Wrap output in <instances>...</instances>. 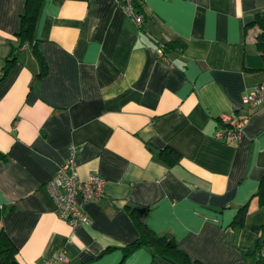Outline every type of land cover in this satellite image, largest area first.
Wrapping results in <instances>:
<instances>
[{
	"label": "crops",
	"instance_id": "0c3cea01",
	"mask_svg": "<svg viewBox=\"0 0 264 264\" xmlns=\"http://www.w3.org/2000/svg\"><path fill=\"white\" fill-rule=\"evenodd\" d=\"M136 26L116 0H43L31 46L0 81V229L19 264H164L138 238L128 208L191 260L249 264L264 230L254 197L264 178V105L242 98L264 85L247 28L264 0H136ZM24 0H0V68L15 44ZM158 43H169L166 57ZM255 51L249 53V47ZM222 115L245 118L243 139H215ZM77 149L79 179L97 173L106 198L79 204L88 224L57 216L46 183ZM180 159L170 164L168 149ZM161 154L163 157H161ZM248 205L242 227L232 225Z\"/></svg>",
	"mask_w": 264,
	"mask_h": 264
},
{
	"label": "trees",
	"instance_id": "16d2710c",
	"mask_svg": "<svg viewBox=\"0 0 264 264\" xmlns=\"http://www.w3.org/2000/svg\"><path fill=\"white\" fill-rule=\"evenodd\" d=\"M134 13L142 16V24L144 20V12L136 3V0H130ZM43 0H24L23 9L19 15V26L15 33L16 43L10 44V50L3 61V65L0 68V81L3 80L13 68L16 62L17 52L23 46H31V49L37 59L40 72L38 77H43L46 73L47 65L44 57L42 56L37 41L34 39V31L36 22L39 16L40 7ZM138 27L143 28V25ZM247 28H255L257 30L254 37V48L257 53L256 64L252 67L245 66L246 71H261L264 72V11L255 15L254 19L246 25ZM157 46H161V57H166L169 43H158ZM219 125V122H218ZM161 157L162 154H161ZM165 160L170 164L177 163L180 159V155L173 149H168V158ZM254 197L257 198L259 206H264V178L261 179L257 192ZM130 216L134 220L138 229V238L126 245L123 248L124 256L131 253L135 248L144 246L152 251L155 258L160 260L164 264H204L199 261L191 260L185 252L180 250L176 242L169 235L155 234L144 222L146 210L142 208H128ZM248 213V205L240 207L232 221V225L242 227ZM261 246H264V230L255 244V247L245 255L250 259L249 264H254L257 260V253ZM17 250L9 238L0 229V264H19L17 259Z\"/></svg>",
	"mask_w": 264,
	"mask_h": 264
},
{
	"label": "built area",
	"instance_id": "2783aa9c",
	"mask_svg": "<svg viewBox=\"0 0 264 264\" xmlns=\"http://www.w3.org/2000/svg\"><path fill=\"white\" fill-rule=\"evenodd\" d=\"M117 5L131 18L136 26L142 24V16L134 13L130 0H116ZM162 54L161 46L158 47ZM242 105L251 110L264 105V85L256 86L242 98ZM218 129L213 137L224 142H240L243 139L245 118L222 115L218 118ZM77 149L70 148L68 156L57 168L54 176L46 183V189L57 207V216L69 226L87 225L88 220L79 200L82 202L100 203L106 198L105 180L97 173L90 174L85 180L79 179L75 162ZM65 261L63 251L55 253L51 258L42 260L40 264H58ZM254 264H264V246L257 253Z\"/></svg>",
	"mask_w": 264,
	"mask_h": 264
},
{
	"label": "rangeland",
	"instance_id": "374dc122",
	"mask_svg": "<svg viewBox=\"0 0 264 264\" xmlns=\"http://www.w3.org/2000/svg\"><path fill=\"white\" fill-rule=\"evenodd\" d=\"M254 52H255V51L253 50V46H250V47H249V53H250V54H253Z\"/></svg>",
	"mask_w": 264,
	"mask_h": 264
}]
</instances>
